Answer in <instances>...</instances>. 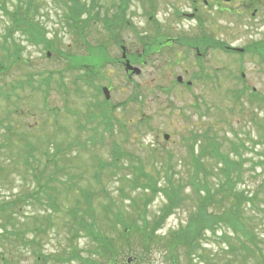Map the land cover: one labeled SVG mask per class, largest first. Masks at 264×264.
Listing matches in <instances>:
<instances>
[{
	"label": "rangeland",
	"instance_id": "374dc122",
	"mask_svg": "<svg viewBox=\"0 0 264 264\" xmlns=\"http://www.w3.org/2000/svg\"><path fill=\"white\" fill-rule=\"evenodd\" d=\"M118 1L94 0V3L100 5L102 17L114 15L116 5L120 3ZM89 2L80 0L83 6H88ZM141 3L142 0L128 2L129 12L126 19L132 28L122 27L118 33L121 43L124 46L129 45L137 55H141L142 50L140 39L154 37L156 29L155 24H152L154 20L147 21V16L138 14ZM19 4L20 0H0V8L4 7L8 12H13V8ZM163 9L161 4L157 5L153 13L156 19H160L164 34L177 35L181 30L186 33L187 26L193 24L170 20ZM28 15L42 28L47 41L46 49L42 45L29 43L28 35L15 29L0 10V205L14 203L20 210L18 213H9L6 224L2 222L5 214L0 213V225H5L0 232V254L10 258L7 264H81L76 259L83 257L81 250L88 240L76 229L68 234L69 226L65 220L74 224L70 217V212L74 209L86 212L84 196L90 193L95 200L98 192L94 189H104L106 200L101 204H107L114 212L118 209L124 217L134 216V202L138 201L140 206L141 203L147 202L144 212L137 217V224H140L142 218L149 223L154 222L162 216L161 209L166 203L164 196L159 193L151 197L149 193L141 190L140 182L136 189L133 184H125L121 178L132 180L137 176L139 169L151 178H154L156 173L161 176L168 171L185 179L187 171L193 172L191 160L185 158L188 154L184 149L188 142L187 137L191 133L214 126L215 123L218 125L213 130L218 132L222 141L226 139L228 142H237L238 137L248 149H253L247 153L241 150L244 153L241 162L245 163L244 172L242 177H231L232 192L236 194L241 190L252 193L256 191L260 181L264 183V174L258 175L259 168L251 174L248 173L251 166L262 159L257 153L264 152V102L260 107L247 103L249 98L258 100L257 96L250 95L252 89H255L258 96H264V60L261 57L252 56L245 59V81H240L239 77L235 78L234 67L230 79L215 80L201 76L193 80L192 87L186 90L184 84H176L175 77L182 76L184 83L190 80L189 73L186 75L183 72L192 71V56L174 57L172 51L168 53L166 50L156 53L159 47L149 46L146 53H153L143 56L145 65L141 68L139 64H135L141 68L140 75L127 77L118 63L121 60V51L116 49L110 33L102 28L100 22L91 20L86 23L82 31V46L75 30L68 28V16L58 0H30ZM82 21H86V15L77 21V25L80 26ZM218 25L225 30H231L224 34L221 32L218 38L232 45L242 47L252 41L261 40L264 37V4L254 17H251L249 12L241 11L238 15L220 16ZM7 33L10 36L6 42L7 51L19 52L18 61L9 67L6 52L1 48ZM209 36L213 38L211 30ZM95 45L105 49L110 62L99 70L89 85H86L77 80L76 76L79 73L80 77L84 74L83 71L80 68L74 71L69 65L77 56L84 57L80 63L100 64L103 60L101 55L86 56ZM173 50L182 51L177 47ZM46 52L49 53V58L45 56ZM182 53L184 54L183 51ZM177 58L179 60L176 61ZM216 58L218 63L212 59V67L217 65L220 69L231 66L236 59L233 57L232 60L223 53ZM6 66L8 68L2 70V67ZM47 77L50 81L48 93L43 87L38 88L40 80ZM59 78H63L66 83L62 91L57 82ZM26 80H29L32 88L26 85ZM19 86H22L21 89ZM102 86L109 89L110 99L106 106H98L99 102L102 103L101 99L103 100V97L98 95V89ZM239 88L244 91L241 97L243 99L234 103L230 91ZM101 111H105L113 122L111 134L102 126L96 125L100 117L93 123L88 121V118L92 117L89 112L99 115ZM223 116L228 119L224 124L219 122ZM121 122L125 124L124 128H120ZM94 127L98 133L96 135L91 131ZM162 134L170 136L168 142L163 141ZM113 142L126 154L120 159L118 164L121 166L114 174L110 173L112 168L107 165L112 159ZM227 146L229 144L226 142L224 147ZM60 149L63 151L55 154ZM52 156L55 161H52ZM98 161L106 164L108 168L101 173L100 181L96 183L93 177L98 170ZM168 163H171V168H168ZM47 164L50 169H46ZM205 164L208 171L215 167L212 161L210 165ZM49 173L62 174L61 177L57 176L65 181L64 184L59 187L48 182L45 176ZM205 173L209 175L207 183L212 190L206 183L200 184V187H197L200 198L204 197L205 190L212 195L227 188L226 178L229 175ZM32 174H41L40 180L34 181ZM72 183L71 192L64 194L68 192L64 188ZM163 183L161 176L159 186H166L162 185ZM177 183L181 186L178 188L183 200L177 209L166 216L154 233V244L148 257L151 264H172L163 243L172 232L186 223L196 204L192 194L195 190L191 184L181 181ZM79 187L82 189V197L77 194L78 197L74 198ZM60 193L61 198L58 199ZM48 196L53 197L59 204L60 210L56 215L45 204ZM258 196L261 198L255 200V204L261 207L263 212L264 196ZM100 197L103 198V195ZM225 201L222 207L228 204V200ZM93 206L98 211L96 216L99 217L101 210L97 208L96 202ZM248 211L247 208V214ZM50 213L54 215L52 228L46 222ZM12 220L22 233L11 224ZM242 220L245 222L247 219L242 216ZM38 221L41 223L40 236L34 235V229H31L32 226L35 228ZM102 221L100 218L102 229H106V224ZM218 228L221 230L215 235L207 233L206 237L201 236L197 243L199 246L178 250L176 256L179 264H234L238 258L230 257L221 248L224 246L221 234L232 236L231 228L224 224H220ZM253 228L259 239L264 241V213L253 217ZM3 231L19 233V237L6 235ZM139 246L135 245V251H139ZM88 256L101 259L93 249ZM101 264H105L103 259Z\"/></svg>",
	"mask_w": 264,
	"mask_h": 264
},
{
	"label": "trees",
	"instance_id": "16d2710c",
	"mask_svg": "<svg viewBox=\"0 0 264 264\" xmlns=\"http://www.w3.org/2000/svg\"><path fill=\"white\" fill-rule=\"evenodd\" d=\"M72 3H75V0H72ZM27 4L28 5L26 7L30 8V4ZM8 15L10 17L9 19L11 24L15 29L27 34L28 38H30L33 42L44 43V32L42 28L29 17L27 12H14L13 14ZM98 15L99 13H97V16ZM75 18V15L71 16L72 20ZM102 22L106 25L105 19H102ZM9 37V33H7L6 38H4L1 43V48L6 52V62L8 67L14 65V63H16L19 59L18 51L14 50L12 53L7 51L6 41ZM90 49V56L101 55L103 57L100 64L88 65L90 68L97 69L106 61L105 50L103 47H93ZM7 66L2 70H6L8 68ZM29 84V80H26V85ZM49 84V77L44 78L40 80V86L38 88L43 87L45 91H47L49 90ZM21 87L22 86H19L20 89ZM94 118L95 117L88 119L89 123H91ZM99 124L100 123H97V125ZM111 129L112 125L107 123L105 130L109 131ZM203 138L204 136L202 135L194 134L191 137L190 145L187 146L189 151L188 157L193 164V172L190 175L186 174L185 179L179 178L178 175H176L177 173L165 171L161 176L164 179V183L162 185L166 186L161 187L159 186L161 176L158 173H156L154 178H151L147 174L141 173L139 169L138 174L134 179L130 180L121 178L125 184H133L136 189H138L137 187L140 182L141 190L146 191L147 194L149 193L151 197H154L159 193L164 196L166 203L161 209L162 216L157 218L154 222L149 223L142 218L140 224H137V221H139L137 217L144 212V208L148 204L147 202L143 204L141 203V206L138 204V201L132 204L134 216L124 217L122 212L118 209L114 212V210H110V207L107 204H97V208L101 210L99 217H97L96 214L98 211H96L93 203L91 201L89 202V200H86L88 202L86 205V212H81L77 209H74V211L71 212L73 218L75 217L74 227L78 232L86 235L91 242V246L98 255L104 258L107 262L106 264H113L115 262V257L120 254L122 250L124 251L126 249V252L128 253L134 252L133 248L136 244L140 245V249L138 254L133 256V259L137 261L141 258H145L147 255L149 256L151 248L154 244V233L161 226L166 216L171 214L182 203L183 197L181 191L179 190L181 186L178 185L177 181L191 184L195 190L192 194L195 198L196 204L193 208V213L189 214L190 217L186 223L176 231L172 232L171 235L168 236L166 242L163 243V248L165 249L166 254H168L169 260L172 264H179L176 256V254L178 255V250L186 249L188 246H199L197 243L201 236H204L206 233L216 234V232L220 230L218 228L220 224L230 227L235 234L234 238H230L226 233L221 235L223 242L225 243L224 248L226 252L224 253L230 257L238 258L235 260L234 264H264V241L259 239V236L253 228V217L244 212L247 197L242 192L236 194L232 192L230 177L227 176L226 178V189H221L218 193L212 195L205 190L203 193L205 198H200V191H198L197 188L198 186L200 187V184L206 183L208 188L212 190V187L207 183L209 175L202 170L204 169L202 161L204 156L223 161L225 175L230 174V172L234 169V164L227 161L225 158L214 157L218 154L214 145V140L210 139L209 142H205ZM112 147V159L109 163H107V165L112 168L113 172H110L114 174L115 171L119 170V166H121V164H118L120 159L123 156H126V154L121 152L119 145L115 142H113ZM195 147H197V150H195ZM208 148H211V151H207ZM61 151L63 150L60 149L59 151H56L55 154H58ZM51 159L52 161H55L54 156H52ZM45 167L46 169H50L48 164L45 165ZM55 168L58 169L56 163ZM168 168H171V166L169 165ZM238 176H240V174ZM52 180V176L49 175L47 177V181L50 182ZM261 194L264 196V193L261 192ZM258 195L260 194L255 192L251 196L254 199L261 198V196ZM86 197L93 199L92 194L86 195ZM225 199L228 200V204L225 207H222L221 205L223 202H226ZM17 200L19 201V199ZM48 200L51 202V205L49 206L52 209L57 210L58 205L55 199L48 197ZM15 206L16 205L14 203L0 205V213L5 214L2 220L4 224L8 221L7 216L9 213L19 212L18 206ZM258 212L260 213V211ZM85 216L87 218H84ZM242 216L246 217L247 220L245 222H243ZM100 218L106 223V229H102L100 225ZM11 224H13L15 229L19 230L15 226L14 220L11 221ZM4 227L5 225H0V232ZM3 232L6 235H13L14 237H19V233H22H10L8 231ZM232 240H234L233 243L231 242ZM12 251H14L13 248ZM3 255V253L0 254L1 259H10ZM7 263L8 260H2V264Z\"/></svg>",
	"mask_w": 264,
	"mask_h": 264
},
{
	"label": "flooded vegetation",
	"instance_id": "af4514ba",
	"mask_svg": "<svg viewBox=\"0 0 264 264\" xmlns=\"http://www.w3.org/2000/svg\"><path fill=\"white\" fill-rule=\"evenodd\" d=\"M160 4L166 8V13L170 17V20H172L171 18L178 14L183 19H187L189 22L193 23L187 26V35L191 41H196L198 38H208L209 30H211L213 39L222 44H214V46L218 45V47L213 48H210V45L206 44L202 51L208 49L211 53L210 59H213L216 62V56L220 52V49L222 51H227L229 55L244 53V51H238L237 48H232L225 45V42L218 38L221 35V32L223 34L225 32H231V30H225L218 25V17L224 13H235L241 8L243 10H247L252 6L259 7L263 4V1L245 0L244 3L240 4V0H230L228 2H225L224 0H142V3L139 4L138 7V14L147 15V21H151L153 18L151 13H153V11L156 9V6ZM257 9L258 8H256L254 11H257ZM125 12L128 14V8L125 9ZM125 23L126 25H129L127 19L125 20ZM150 32L153 34V30ZM148 40L157 41L160 45V50H171L174 45H179L178 37H168L162 39L159 37L157 32H155L154 37H150ZM187 49L189 53L194 51L197 57H203V53L197 54L199 53L198 47L190 45V47H187ZM126 59H128L130 63H135V61L138 60V56L137 54H134V52L131 53L129 49H126ZM140 64L142 66L144 62H141ZM212 64L213 63L210 61H207L204 64H200L198 62L194 63L191 65L192 71H186V74L189 73V77H215L219 74V72L217 67L211 69Z\"/></svg>",
	"mask_w": 264,
	"mask_h": 264
},
{
	"label": "water",
	"instance_id": "95a60500",
	"mask_svg": "<svg viewBox=\"0 0 264 264\" xmlns=\"http://www.w3.org/2000/svg\"><path fill=\"white\" fill-rule=\"evenodd\" d=\"M178 80H180V79H178ZM104 92L106 94V90H104ZM106 97H107V95H106ZM164 139L167 140L168 139V136H164Z\"/></svg>",
	"mask_w": 264,
	"mask_h": 264
}]
</instances>
